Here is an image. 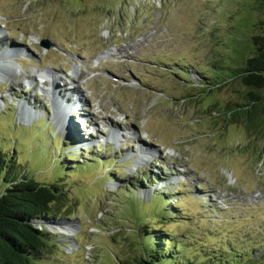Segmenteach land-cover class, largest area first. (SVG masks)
I'll list each match as a JSON object with an SVG mask.
<instances>
[{
  "label": "rangeland",
  "instance_id": "1",
  "mask_svg": "<svg viewBox=\"0 0 264 264\" xmlns=\"http://www.w3.org/2000/svg\"><path fill=\"white\" fill-rule=\"evenodd\" d=\"M263 34L259 0H0V154L16 175L68 191L55 206L70 216L56 220L73 230L45 223L55 248L33 264H120L139 249L140 219L192 258L226 263L239 249L244 264H264V157L252 148L262 140L212 108L248 87L201 85L214 66L241 65ZM72 87L116 144L89 139L74 115L64 129L58 97Z\"/></svg>",
  "mask_w": 264,
  "mask_h": 264
},
{
  "label": "trees",
  "instance_id": "2",
  "mask_svg": "<svg viewBox=\"0 0 264 264\" xmlns=\"http://www.w3.org/2000/svg\"><path fill=\"white\" fill-rule=\"evenodd\" d=\"M264 8V0H259ZM254 53L244 59L237 67L216 65L209 75H202V90L222 88L230 84H242L247 91L242 93L241 99L232 101L224 106H212L226 123L235 122L248 129L250 134L259 136L262 140L258 148L264 157V34L252 37ZM201 76V75H200ZM201 90V89H200ZM200 93V92H199ZM192 95H189L191 97ZM0 154V181H5L7 187L0 195V264H33L39 261L43 252L53 251L54 236L46 228L43 221L70 216L67 210L56 209L62 197L68 193L60 184L52 182L43 184L27 174L21 172L16 175L15 167ZM60 161V160H59ZM71 161L60 163L63 167ZM74 167L78 171L76 165ZM60 173L64 169L60 166ZM69 166L65 169H68ZM73 169V171H75ZM80 170V169H79ZM76 172V171H75ZM61 210V211H60ZM63 212V213H61ZM140 219V218H139ZM138 219V220H139ZM137 231L139 249L131 259L121 258L120 264H244L237 249L232 253L233 260L224 262L225 255L205 256V260L192 258L186 247L169 233L160 231L155 234L150 231ZM40 223L41 227L37 224ZM168 236V237H167Z\"/></svg>",
  "mask_w": 264,
  "mask_h": 264
},
{
  "label": "bare ground",
  "instance_id": "3",
  "mask_svg": "<svg viewBox=\"0 0 264 264\" xmlns=\"http://www.w3.org/2000/svg\"><path fill=\"white\" fill-rule=\"evenodd\" d=\"M11 51H9L8 53H10ZM20 52L22 53V54H25V55H27V53L25 52V50H23V49H21L20 50ZM0 68H1V70H0V77H1V75L2 76H4L5 77V75H4V70H3V68L0 66ZM8 69H14V67H12L11 65H8ZM17 71V70H16ZM40 75V74H39ZM4 77H3V79H4ZM35 77H36V75H35ZM44 77V76H43ZM35 80V79H34ZM45 81H50L51 82V85L54 87V88H56V84H57V79H55V78H53L52 80H49V79H46ZM44 81V82H45ZM31 83V82H30ZM63 91V90H62ZM61 91V92H62ZM63 92H65V93H63V97L62 96H59L58 98L59 99H61V101H59V104H61V102L62 101H64L63 103H62V107H64V106H66L67 107V105L68 104H70V110H71V112L74 114V115H79V116H81L82 117V113L84 112V110L86 109V104H85V102L87 101V99H86V97L84 96V94H82V93H84V92H82V90L81 89H77V88H74V89H71V88H67L65 91H63ZM61 94V93H60ZM67 94H69V95H67ZM64 103H66V105H63ZM22 104H23V106H28V104L26 103V100L24 101V102H22ZM21 108H23V107H21ZM24 108H26V107H24ZM21 109V111L22 110H24V111H26L25 109ZM77 109V110H76ZM28 111H32L31 110V108H28ZM33 112V111H32ZM31 112V113H32ZM25 113L24 112H21V118L20 119H23V120H25V118H28V115H24ZM36 114V113H35ZM65 116V120H66V126H65V128L64 129H66V131L68 130L69 131V129L67 128L68 126H70L71 125V123L69 122V120L71 119V120H73V116H67V115H64ZM25 117V118H24ZM84 119V118H83ZM27 121H29L30 122V120H29V118L27 119ZM74 124V123H73ZM111 124H113L112 123V121H111ZM72 127V132H73V134H76V137H78L79 138V133H78V131H77V127L76 126H71ZM82 128V127H81ZM81 131V130H80ZM116 130L115 129H111L110 130V132H109V135H108V138L109 139H111V140H113L114 139V137H116L117 136V134H116ZM132 133V132H131ZM86 141V140H85ZM78 142V141H77ZM90 142H84L83 144H85L86 146H88L87 144H89ZM155 152V151H154ZM151 158V157H150ZM139 162H137V165H139L138 164ZM154 173V172H153ZM156 177V176H155ZM51 229H53L55 232H62V233H65V234H67V235H69V236H71V235H73V233H72V226H71V223L70 222H68V221H61L60 223H58L57 225H54V226H49Z\"/></svg>",
  "mask_w": 264,
  "mask_h": 264
},
{
  "label": "water",
  "instance_id": "4",
  "mask_svg": "<svg viewBox=\"0 0 264 264\" xmlns=\"http://www.w3.org/2000/svg\"><path fill=\"white\" fill-rule=\"evenodd\" d=\"M44 46H46V47H50L51 46V42H49V41H43V43H42ZM56 222V223H58L59 221H57L56 219L54 220V219H52L51 221H49V222ZM43 223L45 224V223H48V221H43ZM48 224H50V223H48ZM39 227H41V224L40 223H38L37 224ZM46 228L48 229V227L46 226ZM49 231H51V229L49 228L48 229Z\"/></svg>",
  "mask_w": 264,
  "mask_h": 264
}]
</instances>
